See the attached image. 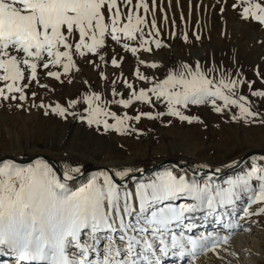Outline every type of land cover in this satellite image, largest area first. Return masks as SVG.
Wrapping results in <instances>:
<instances>
[{"label":"snow or ice","instance_id":"obj_1","mask_svg":"<svg viewBox=\"0 0 264 264\" xmlns=\"http://www.w3.org/2000/svg\"><path fill=\"white\" fill-rule=\"evenodd\" d=\"M212 7L221 15L230 7L264 30V0H216ZM176 8L182 25L195 10V29L178 34L173 0L167 7L164 0H0V103L136 139L146 135L143 120L204 124L193 114L200 108L225 123L264 128V73L256 71L257 90L222 64L156 60L154 49L168 47L165 29L185 43L190 35L203 40V0H188L187 19L179 0ZM129 55L135 67L126 77ZM81 64L95 70L97 86L84 80L79 98L45 104L35 89L54 93L57 82L73 83ZM41 72L51 84L41 82ZM223 169L237 171L221 179ZM86 171L71 158L59 169L42 158L27 165L0 158V256L11 264H195L211 253L230 264L225 256L238 259L232 235L249 231L241 221L264 216V151L243 166L235 159L220 166L184 161L143 176L135 163H114L85 179Z\"/></svg>","mask_w":264,"mask_h":264},{"label":"rangeland","instance_id":"obj_2","mask_svg":"<svg viewBox=\"0 0 264 264\" xmlns=\"http://www.w3.org/2000/svg\"><path fill=\"white\" fill-rule=\"evenodd\" d=\"M200 2L201 0H192L193 4ZM220 2L224 3L225 0H220ZM179 3L187 19L188 0H179ZM203 3L207 5V12L205 13L203 9L200 12L202 42H196L191 35L187 43L180 39L179 35L173 39L165 29L163 41L168 44V47L160 50L154 49L156 60L166 65L181 60L195 61L197 59L202 65L210 66L215 62L216 65L222 64L229 69L239 70L243 78L255 81V87L261 90L256 71L264 73V30L255 24L243 23L230 7L221 15L218 7H212L216 0H203ZM227 3L230 4L231 0H227ZM164 4L167 7V0H164ZM173 9L176 12L178 34L188 31L189 28H196L195 10H193L190 24L182 25L179 19L180 9L176 8V0H173ZM171 18L172 13L170 12L169 19ZM115 52L124 57L119 47L115 48ZM107 54L109 57L113 55L111 44H109ZM134 67L131 56L125 57L123 68L133 71ZM80 68L81 71L74 78L73 83L65 82L61 85L57 82L54 93L35 89V86L34 89L44 97L45 104L51 101L64 105L69 98H79L78 92H82L86 86L82 83L84 80H87L93 87L97 86L95 70L87 64H81ZM108 73L112 74L111 67ZM119 75L117 73V76ZM41 82L52 83L43 72H41ZM245 91H247L246 88ZM39 102V100L36 101V103ZM30 103L32 99L29 93L28 104ZM28 104H25V107ZM260 110L264 111V105H260ZM193 114L198 115L204 124L189 125L174 120L171 125L164 126L168 118H165L164 123L159 120H143L139 127L145 131L146 135L136 139L113 133L97 132L94 128L89 129L86 124L82 125L79 121L72 119L71 116L67 120L55 116L45 117L42 110L32 108L30 111H19L14 105L0 103V156L12 155L19 159H26L42 153L51 157L58 165L71 158L82 161L85 169L95 164L94 161L111 165L135 163L142 168L164 158H174L178 161H202L209 165L220 166L222 161L237 160L247 150L264 151V128H244L236 124L225 123L223 118L218 117L208 108L194 109ZM170 166L172 165L161 167ZM158 169L147 172L144 176L151 175ZM236 171L237 169L222 172L219 176L223 179L233 175ZM260 217L264 219V216ZM241 224L250 229L253 241L258 243V247L256 250L238 251L236 254L239 263L264 264V222H257L254 225V222L249 219L247 222L241 221ZM210 228L212 229L213 226ZM236 233L238 234V230L232 236L237 235ZM8 259V256H0V264L7 263ZM2 260L5 261L2 262ZM227 261L234 264L231 258ZM187 262L185 260L184 264ZM196 263L219 264L216 257L210 253L197 257Z\"/></svg>","mask_w":264,"mask_h":264},{"label":"bare ground","instance_id":"obj_3","mask_svg":"<svg viewBox=\"0 0 264 264\" xmlns=\"http://www.w3.org/2000/svg\"><path fill=\"white\" fill-rule=\"evenodd\" d=\"M203 15V14H202ZM202 17V16H201ZM167 33V32H166ZM129 71H131V69H127V68H123V74H129ZM127 77V76H126ZM94 165H99V166H104V165H108V166H111V164L109 163H101L99 161H94ZM61 165H55V167L57 169L60 168ZM54 168V167H53ZM96 170L94 171H90L89 173L85 174L84 175V178L86 179V177L88 175H90L92 172H95ZM150 174H147L146 176H149ZM252 220V222H254V225L255 223H263L264 222V219H262L260 216L258 217H251L250 218ZM212 227L211 225H208V229ZM211 229V228H210ZM209 229V230H210ZM212 230V229H211ZM243 230V228H241L240 230H238V234L237 235H234L232 236L231 240H230V245H229V248L230 250H234L235 253H237L238 251H246V250H250V249H255L256 250V247L258 243H255V241H253V235L250 233V229L249 231H241ZM252 232V230H251ZM240 246V248H239ZM252 251V250H251ZM211 254V253H210ZM238 256V255H237ZM228 258H231V257H227L225 256V260L227 261ZM238 258V257H237ZM217 259V258H216ZM233 260V263L234 264H241L239 263V259H236V258H231ZM218 260V259H217ZM8 263L7 264H11V261H10V258L8 259ZM206 262V261H205ZM218 263L221 264V261L218 260ZM188 264V262L186 263ZM195 264H197L195 262ZM207 264V263H205Z\"/></svg>","mask_w":264,"mask_h":264},{"label":"water","instance_id":"obj_4","mask_svg":"<svg viewBox=\"0 0 264 264\" xmlns=\"http://www.w3.org/2000/svg\"><path fill=\"white\" fill-rule=\"evenodd\" d=\"M261 152L262 151H259V150H256V149H250V150L245 151L243 154H241V156L237 160L240 162V164H242L245 161H247L250 157L261 154ZM0 158H11V159H14L16 162L21 163L23 165H27L28 163H31V161L34 158H42V159H45L47 162H49L54 167V169H57L55 167V165H57V163L51 157H49V156H47L45 154H42V153L33 155V156L28 157L26 159H19V158L15 157V156H12V155H2V156H0ZM174 163L183 164L184 161H180V160L178 161L177 159H174V158H164V159H162L161 161H159L157 163L150 164V166L142 167L144 169L143 176L147 172H150V171H152V170H154L156 168H160L163 165H173ZM184 166H187V165H184ZM98 167H101V166L93 164L92 166L87 168V171L84 173V175L89 173L90 171L97 170ZM232 170H234V169H224L222 172L224 173V172H229V171H232Z\"/></svg>","mask_w":264,"mask_h":264}]
</instances>
